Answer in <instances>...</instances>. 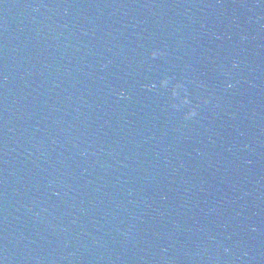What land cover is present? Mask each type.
Returning a JSON list of instances; mask_svg holds the SVG:
<instances>
[{
	"label": "water",
	"instance_id": "95a60500",
	"mask_svg": "<svg viewBox=\"0 0 264 264\" xmlns=\"http://www.w3.org/2000/svg\"><path fill=\"white\" fill-rule=\"evenodd\" d=\"M0 264H264V0H0Z\"/></svg>",
	"mask_w": 264,
	"mask_h": 264
}]
</instances>
